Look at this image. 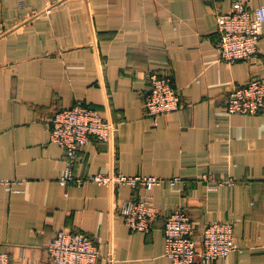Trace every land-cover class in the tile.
Returning a JSON list of instances; mask_svg holds the SVG:
<instances>
[{
	"label": "crops",
	"instance_id": "0c3cea01",
	"mask_svg": "<svg viewBox=\"0 0 264 264\" xmlns=\"http://www.w3.org/2000/svg\"><path fill=\"white\" fill-rule=\"evenodd\" d=\"M230 5L0 0V180L17 181L10 190L0 185V251L9 264H51L46 245L58 230L88 236L96 264H172L163 227L177 208L197 241L209 222H232L239 250L210 264H264V108L226 114L232 88L264 79V26L251 60L222 61L215 17ZM149 72L166 75L179 96L178 109L155 122L142 107ZM76 102L118 132L111 143L90 138L77 151L75 176L179 178L178 187L59 185L64 150L49 140V120ZM204 177L223 183L208 189ZM144 197L158 216L148 232H135L118 208Z\"/></svg>",
	"mask_w": 264,
	"mask_h": 264
},
{
	"label": "built area",
	"instance_id": "2783aa9c",
	"mask_svg": "<svg viewBox=\"0 0 264 264\" xmlns=\"http://www.w3.org/2000/svg\"><path fill=\"white\" fill-rule=\"evenodd\" d=\"M205 4L218 0H202ZM218 32L216 48L219 58L226 62L251 60L258 52L264 26V4L247 6L243 0H231L226 13L215 17ZM149 90L144 95L142 107L144 114L153 119L179 106V96L172 87L169 78L158 72L147 75ZM264 108V79L253 78L244 85L232 88L227 94L226 114L250 115ZM49 140L64 150L65 168L58 178L61 186H81L85 183L116 188L126 185L130 188L143 187L149 191L152 187L167 183L178 187L179 178L168 180L155 176H127L122 173L108 172L78 177L73 174L72 166L77 151L86 145L90 138L98 142L111 143L118 132V124L109 120L97 110L76 102L61 109L49 120ZM203 181L208 189L223 182H213L208 177ZM225 182L231 184L232 180ZM17 181L0 180V185L10 190ZM124 224L135 232H148L150 224L157 218L158 212L149 199L126 200L118 208ZM195 225L182 208L171 211L165 218L163 235V254L172 264H210L216 260H225L233 251L239 250L234 241L233 224L229 221H212L201 230V238H194ZM46 250L51 264H96L99 251L91 239L79 231L58 230L47 243ZM0 264H9L7 251H0Z\"/></svg>",
	"mask_w": 264,
	"mask_h": 264
}]
</instances>
